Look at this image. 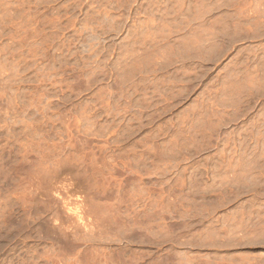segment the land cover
<instances>
[{
    "label": "rangeland",
    "instance_id": "374dc122",
    "mask_svg": "<svg viewBox=\"0 0 264 264\" xmlns=\"http://www.w3.org/2000/svg\"><path fill=\"white\" fill-rule=\"evenodd\" d=\"M0 264H264V0H0Z\"/></svg>",
    "mask_w": 264,
    "mask_h": 264
},
{
    "label": "bare ground",
    "instance_id": "6f19581e",
    "mask_svg": "<svg viewBox=\"0 0 264 264\" xmlns=\"http://www.w3.org/2000/svg\"><path fill=\"white\" fill-rule=\"evenodd\" d=\"M17 203V202H16ZM15 218V217H14ZM29 221V220H28Z\"/></svg>",
    "mask_w": 264,
    "mask_h": 264
}]
</instances>
